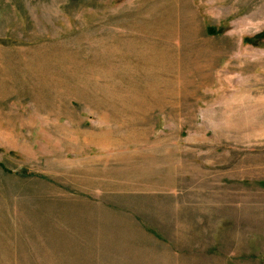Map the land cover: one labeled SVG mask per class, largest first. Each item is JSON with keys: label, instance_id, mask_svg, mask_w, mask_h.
<instances>
[{"label": "rangeland", "instance_id": "374dc122", "mask_svg": "<svg viewBox=\"0 0 264 264\" xmlns=\"http://www.w3.org/2000/svg\"><path fill=\"white\" fill-rule=\"evenodd\" d=\"M0 264H264V0H0Z\"/></svg>", "mask_w": 264, "mask_h": 264}]
</instances>
